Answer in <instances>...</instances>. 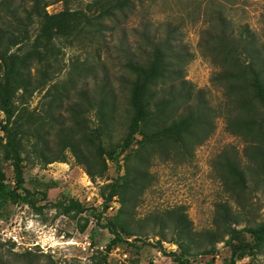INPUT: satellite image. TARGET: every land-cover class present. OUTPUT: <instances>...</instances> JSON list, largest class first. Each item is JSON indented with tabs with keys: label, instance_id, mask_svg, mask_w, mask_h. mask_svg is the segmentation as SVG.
Masks as SVG:
<instances>
[{
	"label": "rangeland",
	"instance_id": "obj_1",
	"mask_svg": "<svg viewBox=\"0 0 264 264\" xmlns=\"http://www.w3.org/2000/svg\"><path fill=\"white\" fill-rule=\"evenodd\" d=\"M48 1L50 14L62 11L65 6L82 10L87 2ZM224 21L236 31L247 27L264 45V0H142L125 18L108 23L107 30L101 34L89 29V32L55 39L57 52L51 80L25 104L40 120L42 134L48 128V105L56 90L62 91L72 103L79 101L78 92L95 96L100 86L109 83L115 88L118 99L119 117L113 134V149L118 152L124 134L123 115L130 81L124 63L132 54L146 52L151 39L163 38L170 32L175 45L187 53L183 65L185 79L195 90L201 91L210 110L211 129L207 136L205 133L198 136L200 143L189 153L182 155L177 146H169L168 158L156 156L151 161L148 185L130 224L140 240L135 246L127 243L113 246L107 264H172L156 244L153 222L147 216L175 206H184L197 232L221 229L217 219L220 205H226L234 215L237 223L230 222L236 230L264 223V171L257 168L259 184L247 179L241 187L226 168L228 163L236 161L242 167L251 164L256 151L264 153V143L242 131L231 133L228 130L230 119L244 113L236 107L235 95L229 90L231 80L227 76L234 69L233 61L225 60L215 38ZM36 31L34 25L31 35ZM241 84L245 86V77ZM245 94L250 99L249 92ZM251 106L263 115L259 105L252 102ZM83 118L89 127L95 126L94 110L83 111ZM32 141L25 144L23 174L24 187L32 193L30 204L11 205L5 210L0 220V264H94L98 253L103 252L112 239L104 225L113 221L118 201L113 198L99 223L90 213L102 211V194L117 177L116 166L99 150L90 147L86 154L93 163H104L107 168L102 178L92 181L68 151L64 163L44 164L32 152ZM139 141L137 137L134 150L140 146ZM0 168L7 181L12 182V169L2 160L1 145ZM94 172L97 173L98 168ZM58 198L75 199L88 211L79 216H58L50 208ZM84 225L85 229L81 230ZM227 238L225 236V240ZM241 238L251 243L247 233ZM162 244L166 253L173 251L170 243ZM216 249L215 263L229 264L231 247L222 242ZM209 259V256H196L191 263L205 264ZM235 264H264V249L253 259H238Z\"/></svg>",
	"mask_w": 264,
	"mask_h": 264
},
{
	"label": "trees",
	"instance_id": "obj_2",
	"mask_svg": "<svg viewBox=\"0 0 264 264\" xmlns=\"http://www.w3.org/2000/svg\"><path fill=\"white\" fill-rule=\"evenodd\" d=\"M141 1L87 0L82 10L65 6L62 11L50 14L48 0H0V145L2 160L10 165L13 175L12 182H8L0 168V220L7 207L30 204L32 193L24 187L23 177L25 144L30 139L33 140L32 152L44 164L64 163L68 151L92 181L102 178L107 169L104 163L95 165L86 154L90 147L96 148L114 163L117 177L102 194V211L92 210L90 216L99 223L113 198L117 199L119 207L113 221L104 225L112 239L104 251L98 253L94 264H107L113 246L120 243L135 246L140 240L130 224L147 188L151 161L156 156L168 158L169 146H177L182 155L189 153L200 143L198 136L211 129L210 110L201 91L195 90L185 79L183 65L187 53L175 45L170 32L163 38L151 39L146 52L134 53L126 60L123 68L130 81L123 115L124 134L118 152L113 149L114 126L119 117L118 99L115 88L109 83L100 86L95 96L78 92L79 101L72 103L62 91L56 90L49 101L48 128L43 134L40 120L25 104L51 80L57 37L78 35L89 29L101 34L107 30L108 23L125 18ZM64 2L66 4V0ZM34 25L37 31L32 36ZM215 38L225 60L233 61L234 69L227 76L231 80L229 90L235 95L236 107L244 113L230 119L228 130L231 133L242 131L264 143V45L247 27L236 31L225 21L221 22ZM243 77L245 86L241 84ZM252 102L259 105L262 116L251 106ZM89 110H94L97 118L93 127L83 118V111ZM51 136L53 139L49 141ZM137 137H140V146L134 150ZM95 168H98L97 173ZM226 168L241 187L247 179L259 184L257 168L264 171V153L256 151L252 163L245 167L236 161L228 163ZM50 208L65 217L88 211L72 198H58ZM219 209L217 219L221 229L200 232L194 230L182 205L153 212L147 217L153 222L156 244L172 264H192L191 259L196 256H209L205 264H216V245L222 242L231 247L229 264L259 255L264 249V223L236 230L230 221L237 223V220L229 208L220 205ZM84 229L85 225L81 230ZM244 233L250 236L251 243L241 240ZM225 236H228L226 240ZM163 242L174 245L176 251L166 253Z\"/></svg>",
	"mask_w": 264,
	"mask_h": 264
},
{
	"label": "built area",
	"instance_id": "obj_3",
	"mask_svg": "<svg viewBox=\"0 0 264 264\" xmlns=\"http://www.w3.org/2000/svg\"><path fill=\"white\" fill-rule=\"evenodd\" d=\"M112 207H110V209H111ZM174 248H175V246L174 245H172L171 246V250H173L174 251ZM125 256V255H124Z\"/></svg>",
	"mask_w": 264,
	"mask_h": 264
}]
</instances>
